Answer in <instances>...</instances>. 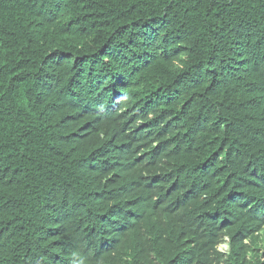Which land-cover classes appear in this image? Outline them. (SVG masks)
<instances>
[{
    "label": "trees",
    "instance_id": "1",
    "mask_svg": "<svg viewBox=\"0 0 264 264\" xmlns=\"http://www.w3.org/2000/svg\"><path fill=\"white\" fill-rule=\"evenodd\" d=\"M0 264H264V0H0Z\"/></svg>",
    "mask_w": 264,
    "mask_h": 264
},
{
    "label": "clouds",
    "instance_id": "2",
    "mask_svg": "<svg viewBox=\"0 0 264 264\" xmlns=\"http://www.w3.org/2000/svg\"><path fill=\"white\" fill-rule=\"evenodd\" d=\"M222 247H226V250H222ZM218 251L223 253V254H228L230 251V247H229V240L226 237L225 242H223L219 247H218Z\"/></svg>",
    "mask_w": 264,
    "mask_h": 264
},
{
    "label": "rangeland",
    "instance_id": "3",
    "mask_svg": "<svg viewBox=\"0 0 264 264\" xmlns=\"http://www.w3.org/2000/svg\"><path fill=\"white\" fill-rule=\"evenodd\" d=\"M222 250H226V247H222Z\"/></svg>",
    "mask_w": 264,
    "mask_h": 264
}]
</instances>
